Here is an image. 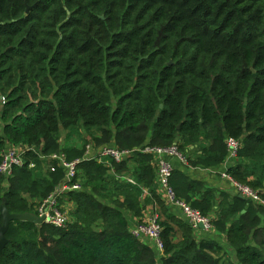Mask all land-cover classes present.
I'll return each instance as SVG.
<instances>
[{
    "label": "trees",
    "instance_id": "16d2710c",
    "mask_svg": "<svg viewBox=\"0 0 264 264\" xmlns=\"http://www.w3.org/2000/svg\"><path fill=\"white\" fill-rule=\"evenodd\" d=\"M1 97L0 161L7 147L62 152L60 129L78 126L95 132V147L175 144L190 166L203 168L222 164L225 141L234 139L241 147L227 174L264 200V0H0ZM29 158L44 166L31 151L9 178L0 175V206L11 214L32 213L63 178L45 169L44 181L34 179ZM130 161L132 173L129 161L112 164L111 178L103 164L81 162L78 178L83 171L114 187L113 205L97 200V187L65 194L75 205L72 221L10 223L0 264H264V206L172 171L174 199L211 218L233 262L169 211L154 189L150 156ZM122 174L149 191L160 254L131 233L125 214L142 223L144 207Z\"/></svg>",
    "mask_w": 264,
    "mask_h": 264
},
{
    "label": "built area",
    "instance_id": "2783aa9c",
    "mask_svg": "<svg viewBox=\"0 0 264 264\" xmlns=\"http://www.w3.org/2000/svg\"><path fill=\"white\" fill-rule=\"evenodd\" d=\"M225 145L227 148L226 159L234 161L241 147L240 142L234 139H226ZM31 151L36 155L37 159L44 164L45 169L49 173L60 170L63 174V178L54 193L36 207L35 216L43 220L42 224H47L55 228H63L68 223V214L61 210L59 204L65 194L82 191L81 183L78 178V165L81 162L94 161L112 169V164L118 165L128 162L136 153H139L148 155L152 158L153 164L156 167L158 186L164 191L166 196L165 202L168 205L179 208L194 231L199 230V225L203 226L202 230L205 232L210 233L214 230L210 217L202 216L188 204L174 199L173 192L169 187V179L173 169L168 159L175 158L181 164H187L186 158L178 152V148L175 144L169 148L144 147L139 151H121L112 144L95 147L93 143L90 142L85 146L83 156L74 160H68L66 154L63 152L45 155L36 150V148L7 147L1 153L0 175L5 179L9 178L14 167L20 168L26 164V155ZM33 168V164L28 165V169ZM225 177L229 179L228 176ZM121 181L131 186H137L136 182L131 178L123 177ZM231 182L244 200L253 205L264 206V200L257 191L247 186L239 185L232 180ZM157 221L158 215L156 213L151 215L146 222L139 223L136 221L132 224L131 233L137 239L148 240L156 252L160 254L163 250V244L160 238V230Z\"/></svg>",
    "mask_w": 264,
    "mask_h": 264
},
{
    "label": "crops",
    "instance_id": "0c3cea01",
    "mask_svg": "<svg viewBox=\"0 0 264 264\" xmlns=\"http://www.w3.org/2000/svg\"><path fill=\"white\" fill-rule=\"evenodd\" d=\"M196 148L197 147L195 146L193 149L195 150ZM193 149H190V151ZM188 155H189V157L192 156V154H188ZM168 162L170 163L173 171H178L181 174H183L184 176L190 178L191 180H197V181L203 182L205 185V188L217 192L216 193L217 195H218V193L219 194L224 193L227 196H240V194L237 192L236 188L233 186L231 179L230 178L227 179L225 177V176H228L227 171L233 165L234 161H229L225 158V160L222 164L215 166V167H211V168H203L200 166L192 167L188 164H181L175 158H169ZM126 167H127V171H129V173H132L134 171V169H136V164L133 163L132 161H129L127 163ZM111 172H113V171H111ZM117 177L119 178L120 181H121V178H123V177L130 178L129 176H127L125 174H122V175L117 176ZM154 186H156V187H154L156 194L158 196H160L165 201V198H166L165 193L158 186L157 179H156V183ZM135 187H137L141 191V203L144 207L143 215H142V218L140 220H142V222H144V221L146 222L151 215H153L157 212V210L153 205H151L149 203V199L151 197H150L148 189L141 188L138 185ZM168 208L172 214L178 216L179 218L186 220L184 215L182 214V211L179 208H177L173 205H168ZM126 215L128 216L129 221L132 222V224H134L137 221V219H134L133 217H131L130 214L126 213L125 216ZM213 232H214V230H213ZM213 232H210V233L205 232L199 228V230L195 231V237L197 239L213 240V241L219 243L220 245H222L225 249L226 244L225 243L221 244V242H220L222 240L221 237H218L217 235L216 236L213 235ZM227 248L230 249L229 247H227Z\"/></svg>",
    "mask_w": 264,
    "mask_h": 264
},
{
    "label": "rangeland",
    "instance_id": "374dc122",
    "mask_svg": "<svg viewBox=\"0 0 264 264\" xmlns=\"http://www.w3.org/2000/svg\"><path fill=\"white\" fill-rule=\"evenodd\" d=\"M94 131L87 132L85 129H83L81 126L75 127V128H70V129H60L58 135H57V140L58 144L60 147V151L65 152L66 154H69L73 150H78L79 152L84 149V147L88 143H94L93 142V137ZM203 145V142L200 143V147ZM186 158V156H185ZM187 161V160H186ZM29 164H33L34 168L31 169L33 170V178L36 180L44 181L46 177V171H45V166H43L41 163H37L36 159L29 158L28 159ZM188 164V163H187ZM189 165V164H188ZM113 169H109V172L107 173V177L111 178L112 174L114 175V172H111ZM79 181L81 183L82 190L85 192H90L92 187H97L99 189V194L96 195L98 196L97 200L99 202H102L107 205H113L112 199L114 198V193L115 189L112 187L110 184H102L100 182H97L96 180L90 178L85 174L83 171H79ZM100 197V198H99ZM34 202V201H30ZM39 201H35V205L39 204ZM33 206L32 208V213L36 210V206ZM60 208L62 211H65L68 214V222L72 221V211L74 210V203L72 201H69V198L67 196H63L62 199L60 200ZM72 212V213H71ZM30 213L31 215H34ZM71 213V217H70ZM213 235H217L218 237H221V244H224V237L219 235L215 229L213 232ZM225 256L228 257L230 260L233 262L235 261V256L234 253L232 252V249H228L227 245H225ZM227 248V249H226Z\"/></svg>",
    "mask_w": 264,
    "mask_h": 264
},
{
    "label": "water",
    "instance_id": "95a60500",
    "mask_svg": "<svg viewBox=\"0 0 264 264\" xmlns=\"http://www.w3.org/2000/svg\"><path fill=\"white\" fill-rule=\"evenodd\" d=\"M28 13V10L26 11ZM0 99H3L2 97ZM156 187V186H154ZM238 198L243 199L242 196H238ZM244 213V211H242ZM0 216L2 219V223L0 226V254L2 253L3 249L7 244V240L5 238V234L9 228L10 223L12 222H24L30 223L35 226H40L43 223L41 218H37L35 215H31L30 213L25 214H11L6 209L5 204L0 206ZM199 228L202 229L203 226L199 225Z\"/></svg>",
    "mask_w": 264,
    "mask_h": 264
}]
</instances>
